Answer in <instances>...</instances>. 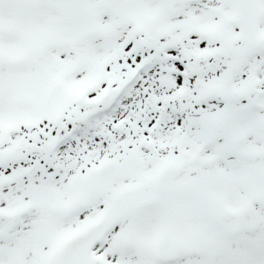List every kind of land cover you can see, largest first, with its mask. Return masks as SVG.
Instances as JSON below:
<instances>
[{"label": "snow or ice", "instance_id": "1", "mask_svg": "<svg viewBox=\"0 0 264 264\" xmlns=\"http://www.w3.org/2000/svg\"><path fill=\"white\" fill-rule=\"evenodd\" d=\"M0 264H264V0H0Z\"/></svg>", "mask_w": 264, "mask_h": 264}]
</instances>
